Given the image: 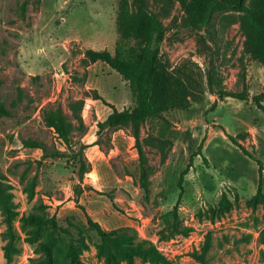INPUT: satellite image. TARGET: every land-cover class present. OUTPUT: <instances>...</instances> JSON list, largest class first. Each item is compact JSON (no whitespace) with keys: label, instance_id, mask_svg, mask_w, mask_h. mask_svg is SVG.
Wrapping results in <instances>:
<instances>
[{"label":"rangeland","instance_id":"obj_1","mask_svg":"<svg viewBox=\"0 0 264 264\" xmlns=\"http://www.w3.org/2000/svg\"><path fill=\"white\" fill-rule=\"evenodd\" d=\"M25 2L23 19L19 8ZM117 12V0H0V102L13 113L0 118V180L12 194L16 213L10 219L0 208V264H46L41 247L46 233L25 221L32 215L55 217L73 239H81V264H104L97 255L101 239L86 214L105 230L130 228L172 264H202L193 254L201 252L207 238L208 264H264V171L253 158L264 165V112L253 101L264 94V65L246 61L247 102L205 91L202 101L187 110L163 115L174 146L165 164L146 147L152 166L149 193L141 187L139 155L129 131L114 132L107 153L99 146L85 150L92 171L83 180L71 159L42 160V151L24 147L32 139L64 150L44 123L42 109L48 104H61L70 114V100L97 91L105 102L86 99L82 116L87 132L80 136L76 131V140L90 145L97 140V122L112 113L111 106L122 111L133 105L129 83L115 70L102 62L82 64L88 49L115 53ZM165 25L162 59L171 69L192 67L207 89L210 58L198 42L205 31L185 25L179 4ZM220 35L224 41L217 64L226 87L238 90L244 38L238 25ZM162 126L161 119L148 121L143 138L157 135ZM200 146L202 155L196 156ZM189 165L180 198V175ZM260 181L262 195L254 200ZM59 237L55 264H71V236L61 232Z\"/></svg>","mask_w":264,"mask_h":264},{"label":"trees","instance_id":"obj_2","mask_svg":"<svg viewBox=\"0 0 264 264\" xmlns=\"http://www.w3.org/2000/svg\"><path fill=\"white\" fill-rule=\"evenodd\" d=\"M118 12L116 26L119 39L115 53L108 50L88 49L83 53L82 64L102 62L115 70L130 85L133 105L122 111L111 106L112 113L104 120L97 122V140L86 144L76 140V131L84 136L87 127L83 119L86 99L105 102L97 91H86L84 98L72 99L68 103L70 114L61 104H48L42 109V117L46 127L53 130L62 142L64 150L44 141L28 139L24 147L42 151V160L71 159L78 166L79 178L92 171V165L85 157V150L90 146H99L107 153L112 149L111 135L118 130H126L135 139V147L140 162V182L142 189L149 193V181L152 166L149 163L146 147L156 150L160 155V163L165 164L174 146V136L169 133L170 123L165 120V113L175 110H187L193 102L202 101V93L220 99L232 98L247 102L250 100V88L247 80L246 61L264 65V0H117ZM179 4L185 14V25L191 30L205 31L200 35L199 49L208 54L210 65L206 70V86L195 75L192 67L184 66L171 69L161 57V46L167 37L165 19H168L175 6ZM27 3L21 4L20 16L24 19ZM239 26L244 38L243 55L240 57V71L236 86L238 90H229L225 84V76L217 62L222 58L220 43L224 41L221 33L232 26ZM210 42V46L207 45ZM201 76V75H200ZM85 80V79H84ZM93 94V95H91ZM21 101V99H18ZM257 108L264 112V94L253 97ZM16 106L18 105L15 104ZM13 116L0 102V118ZM161 119L163 126L157 135L149 134L143 138L142 129L148 121ZM78 135V136H79ZM236 143L235 137H230ZM237 144V143H236ZM196 156L202 155V146ZM194 155V156H195ZM264 171L262 161L253 157ZM42 161H39L41 164ZM192 162V161H191ZM192 165L180 175V198L184 191L185 177ZM262 181L259 183L254 200L262 195ZM32 194V193H31ZM111 201L114 197L109 195ZM227 201L223 204L228 207ZM0 208L12 218L16 215L12 194L7 191L6 184L0 180ZM85 212V210H83ZM178 211V205L174 213ZM86 213V212H85ZM88 225L100 237L97 255L104 264H172V262L150 241L141 239L130 228L105 230L98 222L86 214ZM28 224L44 231L45 241L41 243L46 255V264H55V247L61 232L71 236L67 244V257L71 264H81L79 254L85 243L81 239H73L71 231L59 226L55 217L32 215L25 220ZM178 232L175 228L172 231ZM264 243V230L260 234ZM211 251V240L207 238L201 252L193 254V258L202 264H208Z\"/></svg>","mask_w":264,"mask_h":264}]
</instances>
